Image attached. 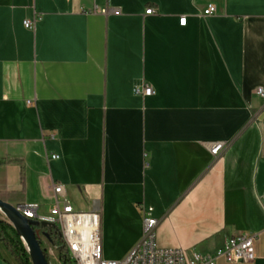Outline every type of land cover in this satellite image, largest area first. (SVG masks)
I'll use <instances>...</instances> for the list:
<instances>
[{"label":"crops","instance_id":"obj_1","mask_svg":"<svg viewBox=\"0 0 264 264\" xmlns=\"http://www.w3.org/2000/svg\"><path fill=\"white\" fill-rule=\"evenodd\" d=\"M259 87L264 0H0V159L24 167L0 166V198L44 213L62 184L99 211L107 260L151 216L160 247L213 253L249 232L254 260L217 264H264ZM0 264H17L1 243Z\"/></svg>","mask_w":264,"mask_h":264},{"label":"built area","instance_id":"obj_2","mask_svg":"<svg viewBox=\"0 0 264 264\" xmlns=\"http://www.w3.org/2000/svg\"><path fill=\"white\" fill-rule=\"evenodd\" d=\"M102 14L112 12L119 14L118 9L104 7ZM153 12L152 8L145 13ZM215 12V6L208 4L203 10V15ZM34 20H25L24 26L33 28ZM186 18H179V24L185 25ZM136 94L146 96L153 90L149 84L143 83L141 87L134 89ZM255 93L264 96L263 88H256ZM225 147L224 142L216 141L208 144V150L213 159L219 158ZM50 158H57L51 155ZM64 186L55 183L52 186L53 203L47 212H41L37 204H18L17 209L25 216L38 223L47 222L56 227L62 237L70 258V264H217L219 260L236 263L251 262L255 258L254 242L257 235L242 232L226 238L220 247L213 253H187L182 248H164L157 245L155 240V228L157 219L151 216L143 217L142 236L121 260H107L103 258L101 247L100 213L98 210L79 211L73 204L64 198ZM261 204L264 209V195L261 196ZM42 237H44L41 234ZM47 241V240H46ZM46 250L50 258V264H59L58 258L54 262L55 250L47 241Z\"/></svg>","mask_w":264,"mask_h":264},{"label":"trees","instance_id":"obj_3","mask_svg":"<svg viewBox=\"0 0 264 264\" xmlns=\"http://www.w3.org/2000/svg\"><path fill=\"white\" fill-rule=\"evenodd\" d=\"M10 163H17L20 166L21 180H23L24 167L22 160L9 158L0 159V166ZM32 228L35 231L37 240L40 243V246L43 249V254L49 264L50 258L46 247H42V233L48 235L50 243L56 252L59 264H70L67 247L55 226L52 224L41 225L40 222L37 225H33ZM0 243L5 247L17 264H32L29 253L20 236L16 233L12 225L7 223L4 219H0Z\"/></svg>","mask_w":264,"mask_h":264},{"label":"water","instance_id":"obj_4","mask_svg":"<svg viewBox=\"0 0 264 264\" xmlns=\"http://www.w3.org/2000/svg\"><path fill=\"white\" fill-rule=\"evenodd\" d=\"M0 213L4 215V220L12 225L16 233L23 241L32 264H49L43 254V249L37 240L35 231L32 226L37 225L38 222L25 217L18 209L17 205H13L0 198ZM47 222H41V225H47ZM44 238L50 243L47 234L42 233Z\"/></svg>","mask_w":264,"mask_h":264},{"label":"rangeland","instance_id":"obj_5","mask_svg":"<svg viewBox=\"0 0 264 264\" xmlns=\"http://www.w3.org/2000/svg\"><path fill=\"white\" fill-rule=\"evenodd\" d=\"M4 218H5L4 215L0 213V219H4ZM42 240H43L42 247H44L46 245L47 241H46V239L44 237H42ZM54 256H55V258L54 257L51 258L52 262H54L55 259H56V253H55Z\"/></svg>","mask_w":264,"mask_h":264}]
</instances>
